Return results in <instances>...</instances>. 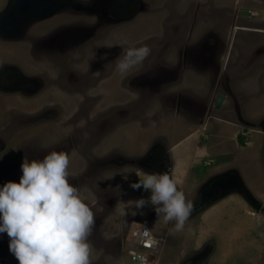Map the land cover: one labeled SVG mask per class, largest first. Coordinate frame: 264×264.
<instances>
[{"label":"rangeland","instance_id":"1","mask_svg":"<svg viewBox=\"0 0 264 264\" xmlns=\"http://www.w3.org/2000/svg\"><path fill=\"white\" fill-rule=\"evenodd\" d=\"M10 2L0 0V66L20 68L26 85L37 87L0 86V186L19 181L23 159H42L78 141L73 154H85L87 168L69 180L80 195L95 193L92 264H132L129 239L137 223L159 242L151 264H264V0H133L128 17L114 22L66 11L67 1L55 0L46 13L12 27L2 18ZM145 45L151 52L144 62L120 73L116 64L124 51ZM177 110L222 129L213 138L211 155L220 156L210 159L214 171L203 172L204 160L192 191L184 193L194 206L184 229L171 231L174 224L151 208L141 214L134 200L148 193L133 191L129 179L122 190L127 203L133 195L134 211L121 216L111 237H99L102 215L115 198L106 172L126 163L147 169L140 164L147 158L131 159L116 149L108 159H95L93 145L116 127L135 124L143 129L136 131L140 141L157 127L168 129L174 141L180 126L169 117ZM124 131L117 136L122 143L130 139ZM205 133L213 135L209 127ZM155 144L164 146L163 137ZM230 172L241 190L199 205L206 184ZM8 245L7 234H0V264H18Z\"/></svg>","mask_w":264,"mask_h":264},{"label":"clouds","instance_id":"2","mask_svg":"<svg viewBox=\"0 0 264 264\" xmlns=\"http://www.w3.org/2000/svg\"><path fill=\"white\" fill-rule=\"evenodd\" d=\"M150 52L146 45L128 47L117 61V70L129 73ZM69 165V154L64 151H50L42 159H23L19 181L0 186V234H7L9 251L18 264H92L89 237L95 226L92 207L96 201L90 206L81 198L69 180ZM129 187L148 193L134 200L141 214L151 208L165 223L174 224L171 231L184 229L194 206L170 176L137 174Z\"/></svg>","mask_w":264,"mask_h":264},{"label":"crops","instance_id":"3","mask_svg":"<svg viewBox=\"0 0 264 264\" xmlns=\"http://www.w3.org/2000/svg\"><path fill=\"white\" fill-rule=\"evenodd\" d=\"M176 114H172L171 117H169L170 121L172 123H175L180 126V134L175 138L174 141H171L172 135L170 134L169 130L164 127H157L153 129V134L148 139L145 138V140H138L137 137L140 136L137 132H143V129L139 124H135L134 128H130L129 125H123V127H116L115 129L111 130L110 133L106 135H102L99 137V143L97 145H93L90 154L97 158H105L111 155L113 152H116V149L120 152H123V155L125 154V157H131V159L134 158H142L145 154H147L151 149L153 144H155L157 141L163 137L164 139V146L161 147L159 144H155L154 146H159L160 149L164 151V158L163 161L166 164L165 167L167 170L169 169L170 172V178L173 179L180 191L183 193H188L192 191L193 189V176L194 174L199 173V166H203L202 162L204 160V166L205 164H208L206 166V170H208L210 173H212V170L214 169L209 165L210 159L215 158L218 159L220 156L211 155V153H215L212 150L213 138L214 133L216 132H222V129H218V127H214L212 124L209 125V121L202 119L199 121H195L194 119L188 117V116H182V112L179 113V111H175ZM181 117H180V116ZM185 119V121L181 119ZM190 118V119H189ZM166 121V120H165ZM170 122V123H171ZM169 123V122H168ZM221 123V122H220ZM226 125V124H224ZM208 127L210 128L211 133L213 135H207L205 132L208 130ZM125 131L122 133V135H128L130 137L128 142H119L117 139V136L119 133L122 132V130ZM146 130V128H145ZM137 131V132H136ZM235 135V134H234ZM116 141L117 146H114L115 148L111 147V143ZM135 143V144H134ZM239 145V144H238ZM237 150H241L242 146H236ZM239 147V148H238ZM78 149V145L76 147H70L69 149L64 150V152L69 154L70 157V165H69V177H74V173L78 170L79 167L82 169H85L87 166L88 161L86 160L85 154H76V156L73 154L75 150ZM115 150V151H114ZM243 150V149H242ZM119 153V152H118ZM219 153V152H217ZM224 153V152H223ZM223 153H219L222 154ZM122 155V153H119ZM256 154V153H255ZM224 156L227 155V153L223 154ZM127 165H118L115 171L106 172V178L105 180L108 183V187L111 190L115 191L114 195V203L112 205V208L107 211V214L110 213V216H104L102 217L100 221V228L101 230V237L105 239V234L109 235V237L112 236V234L116 233V230L118 229V223L120 222L121 216L125 215V217L131 216V213L134 211V209L129 206V204L132 203V196L128 198L125 202L124 200V190H122L123 185L126 184V182L131 179L130 182L135 181L137 179V174H144L148 173V170L140 168L138 165L136 166L134 163H126ZM126 166L125 168H123ZM129 166L131 170L127 167ZM77 167V168H76ZM133 167V168H132ZM219 167V166H217ZM87 168V167H86ZM202 171V169H201ZM214 171V170H213ZM157 174V172H150ZM127 176L128 179L125 180L124 177ZM191 177V179H190ZM129 183V181H128ZM127 185H125L126 187ZM190 186V188H188ZM90 193H82L81 198L85 201H93L94 198V191ZM186 197V196H185ZM130 199V200H129ZM129 206V207H128ZM114 219L113 222L111 221L110 217ZM116 216V217H114ZM118 218V220H117ZM110 219V220H109ZM129 220H132L129 219ZM93 246V245H92ZM93 250L95 251V247L93 246Z\"/></svg>","mask_w":264,"mask_h":264},{"label":"flooded vegetation","instance_id":"4","mask_svg":"<svg viewBox=\"0 0 264 264\" xmlns=\"http://www.w3.org/2000/svg\"><path fill=\"white\" fill-rule=\"evenodd\" d=\"M50 1H51L50 2L51 4H54V5L57 4L55 2V0H50ZM65 1H67V3H66L67 5L65 7L66 11H71V12H75L78 14L83 13L86 16L93 15V16H95L96 20H98L99 22L121 21L123 19H126L128 17V13L132 12V9H133V0H88L87 3L83 2V0H65ZM114 5H116V7L118 5L121 8L119 13L117 12V10L115 8H113ZM123 7H124V9H123ZM86 21L87 20H85L84 22H86ZM37 77L39 78V81L42 82L40 76H37ZM0 86H4V87L12 89V90H18V88H27V86H29L30 88H32V91L35 90V88L37 87L34 85H26V81L22 75V71L20 70V68H16V66H9V67L8 66H0ZM92 88L93 87L91 86L85 90V97H88V98L91 97L90 95H92V94H88V92L91 91ZM32 96H35V94H32ZM30 117L36 118V114L34 113V114L30 115ZM36 120H37L36 122H40L39 119H36ZM68 123H71V122H68ZM79 124L80 123H78V125ZM80 130H81V128H80ZM77 145H79L78 141L73 142L72 144H70L68 146V149L70 147H76ZM92 157L95 159H101V158H97L94 156H92ZM162 157L164 158V151L162 149H160L159 146H157V147H154L153 149H151L146 154V158H147V160H145L146 162L142 161V162H140V164H142L145 168H147V165H148V168L145 170H148L150 172H152V171L157 172L156 170H154V168L151 167V163L152 162L155 163L158 160H160L159 164L161 167H163L165 163H164ZM106 158L107 157H105L103 159H106ZM138 159L139 158H137V160ZM73 178L74 177H69V179H73ZM102 217H104V216L102 215ZM99 237H101V235H99ZM131 263L135 264L133 261ZM149 264H151V263H149Z\"/></svg>","mask_w":264,"mask_h":264},{"label":"water","instance_id":"5","mask_svg":"<svg viewBox=\"0 0 264 264\" xmlns=\"http://www.w3.org/2000/svg\"><path fill=\"white\" fill-rule=\"evenodd\" d=\"M50 2V0H11L10 6L8 10L3 14L2 18L7 26H16L19 25L21 21L27 17H35L39 14L46 13L51 6ZM159 163L160 160L155 163L152 162L151 167L157 171V174L168 175L169 172L167 168L165 166L163 168H160L161 166ZM233 189L241 190V184L233 172L225 174L223 177L211 179L204 187L201 197V203L199 205L203 206L215 197L223 195L224 193ZM259 206L260 204H258L256 210H259Z\"/></svg>","mask_w":264,"mask_h":264},{"label":"built area","instance_id":"6","mask_svg":"<svg viewBox=\"0 0 264 264\" xmlns=\"http://www.w3.org/2000/svg\"><path fill=\"white\" fill-rule=\"evenodd\" d=\"M129 240L131 244L135 245L134 249L128 251L130 259L135 264H149L159 242L146 224L137 223L132 229Z\"/></svg>","mask_w":264,"mask_h":264},{"label":"trees","instance_id":"7","mask_svg":"<svg viewBox=\"0 0 264 264\" xmlns=\"http://www.w3.org/2000/svg\"><path fill=\"white\" fill-rule=\"evenodd\" d=\"M237 140H238V142H239L240 144H242V143H243V138H242V136H241V135H239V136L237 137Z\"/></svg>","mask_w":264,"mask_h":264}]
</instances>
